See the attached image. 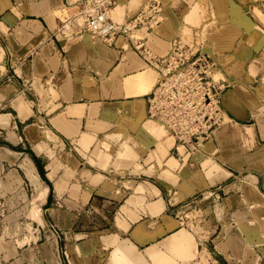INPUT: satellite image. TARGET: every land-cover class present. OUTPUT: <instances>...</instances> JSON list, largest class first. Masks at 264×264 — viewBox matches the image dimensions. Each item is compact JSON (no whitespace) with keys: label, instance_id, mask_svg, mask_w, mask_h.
I'll return each instance as SVG.
<instances>
[{"label":"crops","instance_id":"0c3cea01","mask_svg":"<svg viewBox=\"0 0 264 264\" xmlns=\"http://www.w3.org/2000/svg\"><path fill=\"white\" fill-rule=\"evenodd\" d=\"M74 1L0 0V264H264V0H157L151 32L112 43L60 30ZM177 35L229 82L195 150L149 118L134 44Z\"/></svg>","mask_w":264,"mask_h":264},{"label":"built area","instance_id":"2783aa9c","mask_svg":"<svg viewBox=\"0 0 264 264\" xmlns=\"http://www.w3.org/2000/svg\"><path fill=\"white\" fill-rule=\"evenodd\" d=\"M116 4L117 0H75L66 4L60 30H70L76 23L80 32L112 43L143 27L151 32L161 20L162 5L157 0H150L125 21L111 16ZM134 44L157 72V81L148 96L149 118L162 124L177 141L191 144L194 150L200 148L229 118L222 102L229 82L221 76L217 59L182 35L172 40L169 51L162 56L155 54L143 39Z\"/></svg>","mask_w":264,"mask_h":264},{"label":"bare ground","instance_id":"6f19581e","mask_svg":"<svg viewBox=\"0 0 264 264\" xmlns=\"http://www.w3.org/2000/svg\"><path fill=\"white\" fill-rule=\"evenodd\" d=\"M65 14H66V9L65 8H63V9H61L60 10V17L62 16H65Z\"/></svg>","mask_w":264,"mask_h":264},{"label":"rangeland","instance_id":"374dc122","mask_svg":"<svg viewBox=\"0 0 264 264\" xmlns=\"http://www.w3.org/2000/svg\"><path fill=\"white\" fill-rule=\"evenodd\" d=\"M165 129V128H164Z\"/></svg>","mask_w":264,"mask_h":264}]
</instances>
